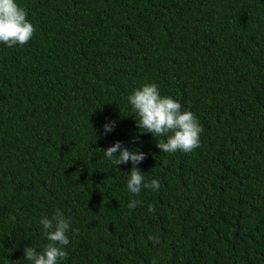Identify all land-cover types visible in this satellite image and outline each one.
Segmentation results:
<instances>
[{"label": "trees", "instance_id": "1", "mask_svg": "<svg viewBox=\"0 0 264 264\" xmlns=\"http://www.w3.org/2000/svg\"><path fill=\"white\" fill-rule=\"evenodd\" d=\"M17 3L35 32L0 42V264L42 251L57 209L78 230L60 264H264V0ZM145 83L198 117V148L140 132ZM117 140L159 190H128L131 161L104 155Z\"/></svg>", "mask_w": 264, "mask_h": 264}, {"label": "clouds", "instance_id": "2", "mask_svg": "<svg viewBox=\"0 0 264 264\" xmlns=\"http://www.w3.org/2000/svg\"><path fill=\"white\" fill-rule=\"evenodd\" d=\"M27 15L26 9L21 7L17 0H0V42L10 47L27 44L35 32V27L27 19ZM128 100L139 117L136 119L138 129H144L140 131L141 133L150 132L155 138L166 136V141L157 143L161 152L188 153L200 146L203 127L198 117L190 110H182L179 100L171 96H163L156 83L141 85L129 95ZM115 125V121L105 123L104 133L113 131ZM103 150L105 157L116 166L131 161L133 167L127 181V188L131 193L138 195L142 188L159 190V180L144 182L143 172L138 167L146 159L143 151L126 148L119 140ZM140 203L139 200H131L128 207L133 209ZM148 211L153 213L154 205L149 204ZM40 224L43 226L48 243L42 251L33 246H26L24 258L28 264H60V261L68 256L66 251V247L70 244L68 233L72 231L78 234V230L70 229L71 217H66L59 209L50 217L47 215L41 217ZM149 239L153 243L158 242L156 237L149 236Z\"/></svg>", "mask_w": 264, "mask_h": 264}]
</instances>
